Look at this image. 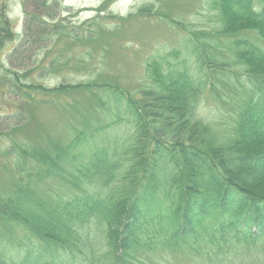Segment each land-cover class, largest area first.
Wrapping results in <instances>:
<instances>
[{
  "label": "rangeland",
  "instance_id": "1",
  "mask_svg": "<svg viewBox=\"0 0 264 264\" xmlns=\"http://www.w3.org/2000/svg\"><path fill=\"white\" fill-rule=\"evenodd\" d=\"M215 1L58 0L61 8L68 9L62 10L60 17L67 18L69 24L81 25L97 19L104 22H97L103 30L96 43L78 42L69 52L62 50L67 56V65L61 64L57 71L40 78L48 87L61 82L80 86L67 93L61 91L49 103L31 104L28 119L15 131L8 126L15 119L13 108L8 104L12 97L6 94L0 99V198L16 196L14 185L18 182L38 195L35 211L46 217L52 204L66 200L83 188L89 192L101 188V181L94 176L91 181L82 183L81 180L88 179L90 172L85 169H90L95 159L103 158L119 162L111 182L119 188L121 174L135 163L134 155H125L123 151L133 142L136 128L125 102L113 92L123 90L137 96L141 89L152 88L151 72L146 69L152 60L160 61L164 70H185L195 81L204 83L193 110L206 128L199 136L203 141L227 142L231 127L237 121L238 108L245 104L250 106V112L260 107L256 120L264 129L263 100L250 89L251 82L247 79L256 77L257 72L249 74L244 65L236 64L231 47L233 39H246L264 48V40L253 29L238 31L232 37L219 34L221 13L215 8ZM252 2L258 11L260 0ZM25 5L23 0H0V15H3L0 17L7 22L9 32L16 35L12 42L2 41L0 64L18 74L35 75L40 69L22 71L16 61L13 65L7 62L8 54L22 34ZM141 7L146 9L139 13ZM203 42L207 44L205 57L208 59H205L210 62L199 67V50L195 48ZM44 56L45 52L37 55L36 60ZM3 75L0 71V76ZM89 81L95 85H86ZM79 132L85 134L84 139L69 147ZM58 145L68 149L63 152L60 147L56 155L52 154L51 148L56 149ZM40 150L52 155L50 162L46 159L43 163L54 161L62 166L61 170L52 172V167L34 164ZM138 174L141 177L138 171L127 179L135 180ZM164 176L162 173L157 177L158 200H162ZM141 179L135 181L141 182ZM78 185L81 187H74ZM260 191H264L263 186ZM33 204V200L28 202L31 211ZM216 217L204 216L197 224H191L195 240L191 237L193 232L179 234L177 238H171L170 234L164 237V231L153 234L155 228L150 225L149 237L138 235L123 264H264V229L252 224L248 227L251 238L238 240L225 218ZM148 219L151 222L150 216ZM208 221L216 224L209 225ZM218 221H224V227ZM240 222L238 229L244 226ZM103 230L104 224L92 221L71 248L44 249L17 221L0 218V264H113Z\"/></svg>",
  "mask_w": 264,
  "mask_h": 264
},
{
  "label": "trees",
  "instance_id": "2",
  "mask_svg": "<svg viewBox=\"0 0 264 264\" xmlns=\"http://www.w3.org/2000/svg\"><path fill=\"white\" fill-rule=\"evenodd\" d=\"M252 1L216 0L215 8L219 9L222 22L218 33L232 37L238 31L253 29L264 40V0H260L258 11ZM23 2L26 5L22 34L8 54L7 62L13 65L16 61L22 71L40 70L35 75L18 74L0 64V71L4 73L0 76V99L6 94L12 97L8 104L13 108L15 119L8 126L14 131L28 119L31 104L49 103L61 91L67 93V90L80 86L61 82L48 87L40 78L57 71L61 64L67 65V56L62 50L69 52L71 46L78 42H98L99 32L103 30L99 25L104 23L92 19L81 25L69 24L67 18L60 17L61 11L66 9L61 8L58 0ZM144 9L146 7H141L138 12L142 13ZM7 28V22L0 17V49L3 40L12 42L16 39V35ZM206 46L204 42L196 44L199 67L209 65L210 61L205 57ZM231 47L236 64L244 65L249 74L257 72L256 77L247 79L251 82L250 89L263 100V105L264 48L246 39H233ZM41 51L45 56L37 61V55L44 54ZM86 52L91 53L90 50ZM28 65L34 67L28 68ZM146 69L151 72L152 88L141 89L137 96L123 90L113 92L125 102L136 128L133 142L123 151L125 155H134L135 163L121 174L123 179L119 188L111 184L119 162L108 158L95 159L90 169H85L90 172L88 179L81 182L91 181V176H94L102 183L97 192L84 188L81 192L78 190L79 193L52 204L46 217H41L35 211L39 205L38 195L17 182L14 185L16 196L0 198V218L3 221H17L44 249L62 251L74 246L92 221L104 224L103 238L113 264L124 263L129 250L137 243L138 235L149 237L152 224L155 228L153 234L164 231V237L170 234L171 238L190 234L193 232L191 224H197L204 216H223L238 240L251 238L248 227L252 224L264 229V191H260L264 187V129L257 125L256 120L260 107L251 112L246 104L238 108L237 121L231 127L227 142L203 141L199 136L206 128L193 110H196L204 83L195 81L185 70H164L157 60L148 62ZM87 84L95 85L91 81ZM84 137L85 134L79 132L69 147ZM198 141L200 145L195 144ZM60 147H52L51 153ZM61 148L63 152L68 149ZM47 153L40 150L39 157L35 155L39 159L33 163L41 164L46 159L50 162L52 155ZM51 163L43 164L54 168L52 172L61 170L60 164ZM138 171L141 182L135 181L140 180V174L135 176V180L127 179ZM162 173L165 175L164 187L162 200H158L156 181L158 174ZM30 200L34 201L33 211L27 207ZM149 216L151 222H148ZM240 221L244 226L238 229ZM217 223L224 227V221ZM208 224L216 222L208 221ZM191 237L196 239L195 231ZM215 248L218 251L219 245Z\"/></svg>",
  "mask_w": 264,
  "mask_h": 264
}]
</instances>
